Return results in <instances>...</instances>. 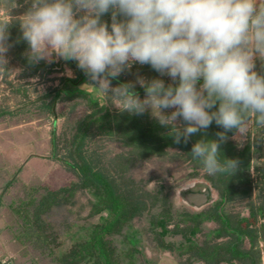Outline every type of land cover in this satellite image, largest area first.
<instances>
[{"label": "clouds", "instance_id": "clouds-1", "mask_svg": "<svg viewBox=\"0 0 264 264\" xmlns=\"http://www.w3.org/2000/svg\"><path fill=\"white\" fill-rule=\"evenodd\" d=\"M19 17L29 63L53 54L74 61L121 112L152 117L171 129L174 142L215 124L217 139L191 149L208 175L234 174L239 161L221 160L226 133L246 134L249 121L264 133V0H25ZM0 5V75L6 72L10 8ZM110 13L111 23L102 20ZM19 42V41H17ZM133 64L149 65L161 77L120 83ZM178 81V83H177ZM144 89L141 99L136 85ZM167 109H174L170 113ZM182 120L183 124L177 121Z\"/></svg>", "mask_w": 264, "mask_h": 264}, {"label": "trees", "instance_id": "trees-1", "mask_svg": "<svg viewBox=\"0 0 264 264\" xmlns=\"http://www.w3.org/2000/svg\"><path fill=\"white\" fill-rule=\"evenodd\" d=\"M102 20L110 25V13L103 16ZM9 31L10 40L15 45L20 49L26 47L20 30L11 27ZM66 62L74 70V75L71 78H59V85L53 89L49 100L42 104L41 114L49 119L55 116V106L60 101L80 97L86 100L90 110L69 124V132L63 133L65 149L58 157L75 180L56 190L36 186L27 190L25 198L10 200L7 208L19 222L15 237L22 243H28L42 257L49 258V264H141L137 257V245L140 243L138 229L132 228L130 223L135 216L146 213L150 216L147 224L159 250L177 251L179 255L191 253L190 258L205 264H233L234 260L239 264H260V254L255 244L260 235L264 237V228L258 229L254 223L257 218L264 219V202L259 205L250 202L247 217H233L223 211L226 203L252 196L257 182L249 175V144L245 143L239 148L231 140L235 130L227 132L228 139L220 145V158L238 160L237 171L233 175H208L203 172V179L217 193V199L208 209L193 213L176 208L174 201L169 198L170 186L158 183L155 190L144 191L120 175L121 167L130 162L136 163L138 158L144 159L151 155L163 157L175 153L183 162H187L190 169L188 176L195 178L197 172L204 168L198 159L192 157V146L200 139H217L216 134L224 129L213 121L209 128L191 136L187 144L183 140L177 144L170 133L171 129L161 126L147 112L135 115L99 105L89 91L81 88L90 78L77 67L76 62ZM53 66V63L43 64L42 68L49 71ZM261 73H264V66ZM112 81L124 83L119 78ZM135 90L140 94L145 93L140 86H136ZM97 136H108L130 149L118 165L121 167L113 168L110 175L97 154L86 146L88 140ZM59 142L52 129L50 145L54 156L60 151ZM260 177L264 193V172ZM77 193L87 196L89 217L97 216L98 219L71 223L62 235L53 233L45 216L57 207L73 204ZM171 222L172 229L168 227ZM205 222H215L218 227L210 231L204 244L200 245L195 236L201 230L200 225ZM174 234H179L181 241L169 240V236ZM210 234L211 239H228L208 246ZM66 236L68 243L59 241ZM245 239L249 242L248 250L241 248Z\"/></svg>", "mask_w": 264, "mask_h": 264}, {"label": "rangeland", "instance_id": "rangeland-1", "mask_svg": "<svg viewBox=\"0 0 264 264\" xmlns=\"http://www.w3.org/2000/svg\"><path fill=\"white\" fill-rule=\"evenodd\" d=\"M15 3L17 6L10 8L8 13L14 18L9 30L11 27L20 30L18 18L29 7L25 0H15ZM2 4L3 0H0V5ZM3 14L4 9L0 7V15ZM10 37L9 43L12 47L7 53L9 62L6 65V72L0 75V264H49V258L42 257L28 243H22L15 237L19 222L18 218L8 210L7 204L10 200L19 201L25 198V194L30 188L40 186V188L56 190L75 180L62 162L58 160V157L65 149L63 133H68L69 124L82 118L90 108L82 97L62 100L55 106V116H51L49 119L44 117L41 114L42 104L49 100L53 89L59 85V78L73 77L74 70L64 59L55 54L39 63H29L25 56L27 44L26 47L20 49L12 39L10 40ZM50 63H53L54 66L49 71L42 68L43 64ZM137 76L149 80L160 78L165 81V84L172 83L170 77L166 75L161 77L150 66L139 64H133L118 78L124 83L135 82ZM111 85L115 87L118 84L111 81ZM98 86L96 82L89 79L87 83L81 85V88L89 91L99 105L107 106L110 110H118L115 106L117 101L97 88ZM139 95L143 99L145 93H139ZM173 110L165 111L170 113ZM146 112L149 117L153 118L150 111ZM177 123H182V120H178ZM52 129L55 130L60 141L58 146L60 151L55 156L51 154ZM262 137H264V133L256 128L251 120L246 134L241 135L235 131L232 136L231 140L235 141L239 148L245 143L249 144V175L257 183L254 184L251 198L235 199L225 204L223 210L230 216L246 214L250 208V202L256 205L264 202L260 177L264 172ZM86 146L97 154L108 174L113 172V168L121 167L118 165L130 150L108 136L94 137L91 141L88 140ZM121 170L120 175L127 182L139 185L147 192L155 190L158 183L170 186L169 198L174 201L176 208L184 207L176 194L177 190L187 182L202 180L204 172V170L198 171L195 178L188 176L190 169L187 162H183V159L175 153L163 157L151 155L144 159L138 158L134 164L130 162L123 165ZM89 212L90 204H88L87 196L77 193L73 198V204L57 207L45 218L53 233L62 235L71 223H84L86 219L88 221L98 219L97 216L89 217ZM148 218L150 216L146 213L137 215L130 223L132 228L138 229L137 236L140 238V243L137 245L139 251L137 257L141 264H205L201 260L190 258L191 253L185 252L179 255L177 251L159 250L154 240V234L148 227ZM168 227L173 228L172 222ZM217 227L218 224L215 222L203 223L201 230L195 236L198 243L203 245L206 239L205 235ZM262 236H259L255 249L259 251V257L263 258L261 264H264V237ZM227 239V237L220 239H211L210 237L207 244L212 246L223 243ZM169 240L179 242L181 237L179 234H174L169 236ZM59 241L69 242L67 236ZM121 246L124 248V245ZM241 246L243 250H248V240L245 239ZM234 261L236 264L240 263Z\"/></svg>", "mask_w": 264, "mask_h": 264}, {"label": "water", "instance_id": "water-1", "mask_svg": "<svg viewBox=\"0 0 264 264\" xmlns=\"http://www.w3.org/2000/svg\"><path fill=\"white\" fill-rule=\"evenodd\" d=\"M176 194L183 203L185 202L188 206L197 210L212 203L216 198L211 186L202 180L185 183L184 186L177 190Z\"/></svg>", "mask_w": 264, "mask_h": 264}, {"label": "flooded vegetation", "instance_id": "flooded-vegetation-1", "mask_svg": "<svg viewBox=\"0 0 264 264\" xmlns=\"http://www.w3.org/2000/svg\"><path fill=\"white\" fill-rule=\"evenodd\" d=\"M202 181H205L204 179H202ZM206 182V181H205ZM208 183V182H207ZM209 184V183H208ZM210 185V184H209ZM212 188V187H211ZM212 191L215 193V195H216V198H215V200L217 199V193L212 189ZM253 194V193H252ZM251 198V197H250ZM181 200V199H180ZM214 200V201H215ZM182 201V200H181ZM213 201V202H214ZM212 202V203H213ZM183 203V202H182ZM212 203H210V204H208V205H205V206H203L202 208H200V209H194V208H192V207H190V206H188L187 205V203H183V205H184V207L182 208V209H185V210H187V209H189V210H187V211H190V212H193V213H197V212H200V211H203V210H206V209H208L209 208V206H211V204ZM224 211V210H223ZM226 213V212H225ZM248 213H249V210H247V212H246V214H241V215H239V216H242V217H247L248 216ZM205 223H208V222H205ZM203 224V223H202ZM254 226H256L258 229H261V227L262 228H264V219L262 218H257V220H256V222L254 223ZM200 227H201V225H200ZM170 229H172V228H170ZM214 229H216V228H213L212 230H214ZM211 230V231H212ZM210 232V231H209ZM208 232V233H209ZM208 233H207V235H205L206 236V238H207V236H208ZM210 237H211V234H210ZM259 238V237H258ZM206 240V239H205ZM258 240V239H257ZM264 248V247H263ZM264 250V249H263ZM234 263L233 264H236L235 263V261H233ZM195 264H197V263H195ZM220 264H228V263H226V262H221ZM260 264H261V257H260Z\"/></svg>", "mask_w": 264, "mask_h": 264}, {"label": "crops", "instance_id": "crops-1", "mask_svg": "<svg viewBox=\"0 0 264 264\" xmlns=\"http://www.w3.org/2000/svg\"><path fill=\"white\" fill-rule=\"evenodd\" d=\"M263 66H264V64H262V62L259 60V59H257V61H256V70L258 71V72H262V68H263ZM263 138L264 137H262V144L264 145V143H263ZM250 150V149H249ZM250 166V165H249ZM261 259H263V258H261Z\"/></svg>", "mask_w": 264, "mask_h": 264}]
</instances>
